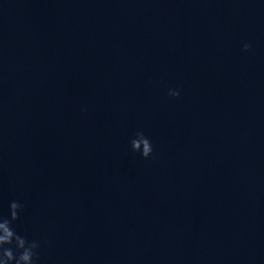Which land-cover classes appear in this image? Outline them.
I'll list each match as a JSON object with an SVG mask.
<instances>
[{
  "label": "water",
  "instance_id": "water-1",
  "mask_svg": "<svg viewBox=\"0 0 264 264\" xmlns=\"http://www.w3.org/2000/svg\"><path fill=\"white\" fill-rule=\"evenodd\" d=\"M11 201L36 264H264V0H0Z\"/></svg>",
  "mask_w": 264,
  "mask_h": 264
},
{
  "label": "clouds",
  "instance_id": "clouds-1",
  "mask_svg": "<svg viewBox=\"0 0 264 264\" xmlns=\"http://www.w3.org/2000/svg\"><path fill=\"white\" fill-rule=\"evenodd\" d=\"M243 49L248 50L250 43H244ZM170 96L179 95L177 90H169ZM131 149L139 152L144 158L150 157L153 147L143 131H137L135 137L130 140ZM22 205L17 201H11L8 207V216L0 215V264H36L37 252L40 244L36 240H27L18 235L11 227L12 223L19 218ZM8 245V247H6Z\"/></svg>",
  "mask_w": 264,
  "mask_h": 264
}]
</instances>
